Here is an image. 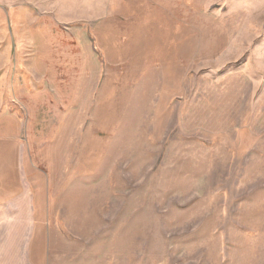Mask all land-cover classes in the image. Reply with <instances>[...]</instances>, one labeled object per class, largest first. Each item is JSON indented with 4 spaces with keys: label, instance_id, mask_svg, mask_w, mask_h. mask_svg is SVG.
I'll return each instance as SVG.
<instances>
[{
    "label": "rangeland",
    "instance_id": "1",
    "mask_svg": "<svg viewBox=\"0 0 264 264\" xmlns=\"http://www.w3.org/2000/svg\"><path fill=\"white\" fill-rule=\"evenodd\" d=\"M0 264H264V0H0Z\"/></svg>",
    "mask_w": 264,
    "mask_h": 264
}]
</instances>
